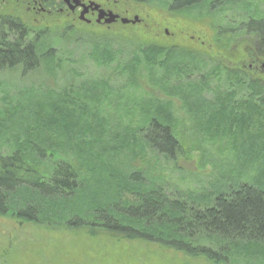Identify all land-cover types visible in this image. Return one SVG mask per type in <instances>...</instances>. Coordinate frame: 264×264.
<instances>
[{"label": "trees", "instance_id": "16d2710c", "mask_svg": "<svg viewBox=\"0 0 264 264\" xmlns=\"http://www.w3.org/2000/svg\"><path fill=\"white\" fill-rule=\"evenodd\" d=\"M145 2L178 12L207 6L208 14H225L227 28L223 35H216L224 39L218 51L219 62L211 56L203 58L173 47L149 45L123 64L122 70L131 80H138L141 68L161 71L169 96L180 100L188 114L193 107L191 114L196 120L202 119L204 130L217 136L226 129L233 145L243 138L239 150L236 148L238 168L210 193L181 197L169 195L151 181L144 182L142 168L131 167L127 180L106 169L111 179L107 181L109 196L102 202L92 199L81 207L83 204L78 203L88 188L83 167L88 161L98 163L96 151L100 145L95 146V142L105 147L101 156L114 152L121 142L120 136L107 132L105 113L100 108L113 91L104 82L80 89L34 85L15 91L4 90L5 85L0 83V216L19 223L47 225L60 217L65 229L91 236L160 243L213 264H253L257 260L264 264V81L238 67L241 59L232 60L229 50L231 35L239 33L243 38L249 36L257 54L264 57V11L250 9L252 4L245 0ZM227 11L233 16H226ZM44 34L12 20L1 22L0 72L53 74L60 58ZM76 36L79 42L92 39L91 56L100 65L109 67L118 61L112 35ZM213 83L219 85L210 99L206 93ZM172 100L151 98L137 102L134 112V108L124 109L123 113L132 116L125 120L128 150L153 152L171 160L183 152ZM226 106L231 110L227 121L222 113ZM96 129L102 134L92 137ZM83 132L92 138L80 136L77 140L75 135ZM112 138L117 142L108 144ZM85 149H89L86 155Z\"/></svg>", "mask_w": 264, "mask_h": 264}, {"label": "rangeland", "instance_id": "374dc122", "mask_svg": "<svg viewBox=\"0 0 264 264\" xmlns=\"http://www.w3.org/2000/svg\"><path fill=\"white\" fill-rule=\"evenodd\" d=\"M96 1L105 3L107 0ZM109 1L113 4L117 2L125 10L129 9L131 14H123L124 17L134 19L138 16L140 23L136 25L119 23L107 31L95 26L94 23L87 27L71 18L47 16L38 19L43 24L40 27L37 25L39 21L35 22L23 13L25 9L16 14V17L21 18L22 24L43 34L46 33L43 36L47 43L49 38V44L60 58L58 61L60 65L52 71L53 74L47 73L42 76L31 73L21 76L15 71L0 72V83L5 85L4 90L15 91L34 85L55 87L59 90L80 89L86 84L104 82L113 91V95H109L105 105L100 108L102 113H105L103 118L107 132L109 135L120 136L121 142L120 145L116 144L117 149L114 152L102 156L105 147L101 142H95V146L100 145L99 150H95L98 163L88 161L83 167V172L87 173L88 188L83 194L82 202L78 203V205L83 204L81 207L89 205L92 199L102 202L109 196L107 186L110 185L107 181L110 177L104 171L106 169L112 170L113 173L116 171L127 180L125 177L131 167L134 170L142 168L144 182L151 181L163 187L171 196L181 197L190 194L200 196L210 193L218 183L225 181L224 177L231 175L229 172L232 169L238 168L237 152L239 153L243 138H239L238 143L233 145V140L229 137L231 133H226V129L217 136L204 130L200 125L202 119L197 117L196 120L191 114L193 107L191 112L188 110V114L180 100L176 98L172 100L169 96L167 93L169 89L167 90L161 81L163 75L161 71L141 68L138 80H131L128 73L122 70V66L139 53L140 49L149 45L173 47L178 52L196 53L203 58L211 56L212 59L215 57L214 62H219L218 51L224 39L217 38L216 35H223V29L227 28L225 14H208L210 10L207 6L178 12L148 5L146 0L138 4L128 0ZM245 1L252 4L250 9L264 11V0ZM0 13H10V10H3ZM228 15L232 14L227 11L226 16ZM68 26H74L72 32L67 31ZM86 32L95 38H101L102 34L107 33L112 35L111 45L113 52L118 54V61L109 67L95 62L91 56L92 39L86 42L77 41L79 36L76 35H87ZM231 36H234L229 48L232 60L241 59L237 64L238 67L242 66L253 77L264 81V57L257 54L251 38L249 36L243 38L239 33H233ZM21 71L22 69L18 72ZM217 85L219 83H213L212 88L207 91L208 98L212 99ZM2 94L3 91L0 90V98ZM151 98L172 100L173 116L175 122L179 123L178 139L183 149V152L175 155L172 160L140 149L131 152L130 148L128 150L126 147L125 120L132 116L123 113L124 109L127 108L129 111L137 105V102ZM134 111L135 108L132 112ZM230 111V107L226 106L222 112L225 113L226 121L230 117ZM51 134L54 136L57 133L51 132ZM92 134L93 136L91 134L85 136L83 132L75 135V138L78 140L82 136L89 140L101 135L102 131L96 129ZM89 136L92 137L88 138ZM114 140L110 139L108 144ZM88 150L85 149V155ZM249 173L253 174V171L250 169ZM54 221L52 225L19 223L9 217L0 216V264H213L203 258L193 259L183 253H177L160 243L122 241L103 234L91 236L84 231L65 229L60 217H54ZM237 264L244 263L241 261ZM253 264H262V262L257 260L253 261Z\"/></svg>", "mask_w": 264, "mask_h": 264}, {"label": "flooded vegetation", "instance_id": "af4514ba", "mask_svg": "<svg viewBox=\"0 0 264 264\" xmlns=\"http://www.w3.org/2000/svg\"><path fill=\"white\" fill-rule=\"evenodd\" d=\"M78 2H80L79 5L77 4ZM91 3L98 4L100 6V9L104 10L106 13L113 12L114 14L119 16V19L115 23L108 25L105 23V20L107 19L106 16L99 23V12L93 10V8H89L87 10L88 12L85 14V20H81V14L86 10V8L90 6ZM24 9L25 12H23ZM3 10H10V13H0V23L8 19L20 23L21 26L28 27L24 23L22 24V20L20 17H16V14H18L19 12H23L35 22L39 21L38 19H42L47 16L57 18L63 17L66 19L71 18L74 20H78L80 23L85 24L87 27H90L94 23L95 26L101 27L107 31H109L116 24L122 23V18H126L124 17V15L131 14L129 9L125 10L123 7L121 8L117 2L116 4H113L109 0L105 1V3L98 2L96 0H2L0 2V11L2 12ZM37 23V25L40 27L43 25L40 21ZM68 27L69 28H67V30H72L74 26Z\"/></svg>", "mask_w": 264, "mask_h": 264}, {"label": "water", "instance_id": "95a60500", "mask_svg": "<svg viewBox=\"0 0 264 264\" xmlns=\"http://www.w3.org/2000/svg\"><path fill=\"white\" fill-rule=\"evenodd\" d=\"M79 3L80 2H78L77 4L79 5ZM89 8H93V10H96L99 12V16H98V22L99 23L106 16H107V19L105 20V23L108 25L115 23L119 19V16L114 14L113 12L106 13L104 10L100 9V6L98 4L91 3L90 6L88 8H86V10L81 14V20H85V14L88 12L87 10ZM121 22L123 25H129V24L136 25V24L140 23V19L138 16H135L134 19L122 18Z\"/></svg>", "mask_w": 264, "mask_h": 264}]
</instances>
